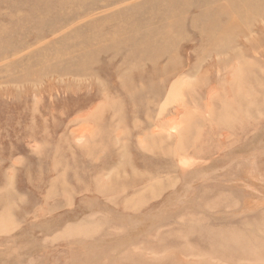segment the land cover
Instances as JSON below:
<instances>
[{
  "label": "rangeland",
  "instance_id": "1",
  "mask_svg": "<svg viewBox=\"0 0 264 264\" xmlns=\"http://www.w3.org/2000/svg\"><path fill=\"white\" fill-rule=\"evenodd\" d=\"M0 264H264V0H0Z\"/></svg>",
  "mask_w": 264,
  "mask_h": 264
}]
</instances>
